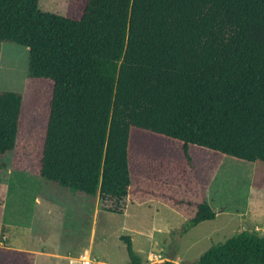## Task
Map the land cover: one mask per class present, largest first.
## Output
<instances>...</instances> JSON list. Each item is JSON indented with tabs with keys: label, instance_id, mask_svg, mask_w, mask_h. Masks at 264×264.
Listing matches in <instances>:
<instances>
[{
	"label": "trees",
	"instance_id": "obj_1",
	"mask_svg": "<svg viewBox=\"0 0 264 264\" xmlns=\"http://www.w3.org/2000/svg\"><path fill=\"white\" fill-rule=\"evenodd\" d=\"M39 3L0 0V57L2 43L28 49L29 79L53 85L41 180L121 203L137 130L182 143L189 165L192 147L256 163L264 185V0H69L65 15ZM23 106L0 92L1 167ZM195 206L187 229L216 219L205 199ZM35 256L0 246V264ZM194 264H264V234L243 231Z\"/></svg>",
	"mask_w": 264,
	"mask_h": 264
},
{
	"label": "rangeland",
	"instance_id": "obj_2",
	"mask_svg": "<svg viewBox=\"0 0 264 264\" xmlns=\"http://www.w3.org/2000/svg\"><path fill=\"white\" fill-rule=\"evenodd\" d=\"M68 3L40 0L39 7L65 15ZM28 71L29 50L2 43L0 92L22 94L24 108L17 146L0 166V246L41 248L51 254L37 257L35 264H58L56 257L62 254L78 257L91 247L96 210L102 211L90 255L96 264H129L123 236L133 239L143 264H194L210 247L243 231L264 234V185L255 184L262 180L255 176L256 163L192 147L194 160L189 165L182 143L143 131L132 135V193L121 203L99 202L41 180L53 85L30 80ZM204 199L216 219L187 229L197 212L195 205ZM124 208L123 215L108 212Z\"/></svg>",
	"mask_w": 264,
	"mask_h": 264
},
{
	"label": "crops",
	"instance_id": "obj_3",
	"mask_svg": "<svg viewBox=\"0 0 264 264\" xmlns=\"http://www.w3.org/2000/svg\"><path fill=\"white\" fill-rule=\"evenodd\" d=\"M98 200L100 202V199L99 198H98ZM38 202H41L42 203V201L40 199H38ZM104 210H106V209H104ZM126 210L127 209L124 208L122 210V212H119V213H121L123 215L124 212H126ZM101 212H102L101 210H96L95 213H94V221H93L92 227H91V247L89 248V250H86L84 252V254L83 253L82 254L80 253L78 257L68 256L66 254L57 255L56 259L59 261L58 264H67L66 263L67 261H69V264H79V262H82L84 259L89 260L91 262V264H96L95 262H93L91 260V258H90L91 256L90 255H91L92 246L94 245L95 240H96L97 231H98V229H97V221H98V218H99ZM108 212H110V211H108ZM132 242H133V239H132ZM133 246H134V244H133ZM23 251H27V252H30V253H34L36 255L35 256V260L37 259V257H40V256H45L47 258L49 256H51V254H49L48 252H45V250L44 249H41V248L38 249V250H35V249H32V250L24 249ZM148 257H149V255L147 256V258ZM35 260H34V264H35ZM82 264H84V263L82 262Z\"/></svg>",
	"mask_w": 264,
	"mask_h": 264
},
{
	"label": "built area",
	"instance_id": "obj_4",
	"mask_svg": "<svg viewBox=\"0 0 264 264\" xmlns=\"http://www.w3.org/2000/svg\"><path fill=\"white\" fill-rule=\"evenodd\" d=\"M82 262H83L84 264H91V262H90L89 260H86V259H84Z\"/></svg>",
	"mask_w": 264,
	"mask_h": 264
}]
</instances>
